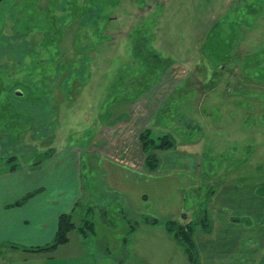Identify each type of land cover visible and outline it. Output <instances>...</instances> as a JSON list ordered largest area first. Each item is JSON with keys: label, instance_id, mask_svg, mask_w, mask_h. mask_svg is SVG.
<instances>
[{"label": "rangeland", "instance_id": "1", "mask_svg": "<svg viewBox=\"0 0 264 264\" xmlns=\"http://www.w3.org/2000/svg\"><path fill=\"white\" fill-rule=\"evenodd\" d=\"M222 63L227 75L218 70ZM182 77L186 83L158 117L171 122L181 117L179 132L171 133L177 147L203 154L201 188L185 196V212L195 221L209 207L207 194L214 181L222 185L251 164L264 169L262 159L255 160L259 149L264 150V141L258 142L264 139V0L0 3V174L18 161L32 165L66 150L55 162L72 151L83 152V205L88 208L84 215L79 204L75 214L79 223L91 212L98 238L95 245L81 246L82 237L72 233L70 245L46 251L28 264H192L174 239L161 242L148 236L159 232V226H147L137 247L116 251L124 237L130 239L126 227L138 217L128 216L122 197L107 194L86 173L95 158L86 151L93 148L98 129L126 118L135 97L152 86L149 93L159 89L163 94L157 102L147 99L156 109ZM159 78L162 82L153 91ZM227 84L238 88L230 91ZM255 92L258 98L251 105ZM194 94L198 111L193 109ZM211 122L216 123L213 129ZM160 131L154 126L155 139L163 136ZM92 194L97 200L93 197L86 205ZM92 246H98L95 257ZM107 246L109 252L103 250ZM15 251H0V261L22 253Z\"/></svg>", "mask_w": 264, "mask_h": 264}, {"label": "crops", "instance_id": "2", "mask_svg": "<svg viewBox=\"0 0 264 264\" xmlns=\"http://www.w3.org/2000/svg\"><path fill=\"white\" fill-rule=\"evenodd\" d=\"M219 66L221 69L218 70L227 75L229 70L227 65L223 67L222 63ZM184 71L186 70L182 72ZM158 76L161 78L164 73L161 72ZM184 77L176 89L173 87L175 90L169 92L167 98L156 104L155 109L147 99L150 96L152 101L157 102V99L162 97L159 89L155 90L162 82L160 78L157 79L152 89L155 91L149 93L153 86L145 90L137 97L138 99L135 97L126 118L107 123L98 129L95 135L96 144L94 142L93 148L86 151L88 155L95 157L86 167L88 176L98 179L107 194L121 196V205H124L128 216L135 214L138 217L134 226L126 227L128 231L126 235L129 233L132 235L130 239L124 235L126 237L123 238V245L119 244L116 248L118 252L121 248L127 251L131 244L137 247L143 237L142 233L144 236L147 233L143 231L149 225L154 226L152 229L159 226L161 230L149 232L148 236L157 239L159 237L161 242L164 237L173 239L164 223L167 220L180 219L186 211V194L201 188L203 154L191 153L180 147L159 151V167L156 171L150 172L139 140L141 133L146 129H151L153 134L154 126L161 127L160 134L163 136H172L179 132L178 127L183 123L181 117L171 122L168 117L159 118L158 114L164 107H168L169 100L177 94L181 85L186 83L187 79ZM227 87L230 91L238 88L228 84ZM254 97L258 98L257 93H251L249 98L251 105L256 102ZM191 99L195 110V107L197 109L195 94ZM171 108L175 109L172 106ZM199 114L202 117V112ZM215 124L211 122L212 129ZM187 127L190 129L189 125ZM182 129L183 132H187L184 126ZM260 131L256 132L257 135L262 134ZM259 139L261 140L259 143L264 141ZM252 149H256L255 146ZM60 152L57 151L55 154ZM56 155H48L47 160L36 161L32 165L15 162L7 171L0 174V246H2L0 251L2 253L3 250L12 252L21 250L20 256L15 258L8 256L9 259L19 260L17 264H28L38 256L46 255V251L30 252L25 248L45 247L51 244L62 215L72 213L79 204H82V207L78 209L86 215L84 211L88 207L83 205L85 191L83 152L72 151L54 162ZM256 159H262L264 164V150L259 149ZM259 169V164L255 166L251 164L233 174L229 181H223L222 185H217L215 181L211 184V187L216 188L208 207L212 214L213 231L207 234L198 230L194 237L200 264H264V169L262 171ZM214 171L212 167V172ZM29 194L32 195L29 197ZM93 197L95 198L94 194L88 196L86 205L93 203ZM94 205H98L97 202ZM147 218L155 219L158 223H148ZM73 234L82 237L81 246L98 243L95 229L89 234L79 231ZM69 243L62 246L66 247L72 242ZM14 245L19 246L18 249L10 247ZM103 250L109 252V247H104ZM96 252L98 246H92L90 255L95 257ZM9 259L6 260L5 257L2 260L11 264ZM122 261L123 259L120 260ZM3 262L0 261V264H4Z\"/></svg>", "mask_w": 264, "mask_h": 264}, {"label": "trees", "instance_id": "3", "mask_svg": "<svg viewBox=\"0 0 264 264\" xmlns=\"http://www.w3.org/2000/svg\"><path fill=\"white\" fill-rule=\"evenodd\" d=\"M1 92V91H0ZM1 104V103H0ZM2 105V104H1ZM140 143L143 147V151L146 155V166L150 172L157 170L160 164L159 151L176 149V141L173 136L165 135L157 139L154 138L151 129H146L141 133L139 137ZM16 157H10L11 160ZM215 187H210L207 196L211 201L216 190ZM32 194H29L30 197ZM77 210V209H76ZM76 210L70 214H64L59 219V227L56 236L51 244L45 247L38 248H25L26 251L30 252H42L49 250H56L59 246L68 244L71 240V233L79 231L84 234H88V231L93 232L95 224L89 219L91 212H87L86 219H78L76 217ZM189 213L184 212L178 220H167L164 226L171 237L184 248L190 262L192 264L200 263V256L195 244V234L198 230L204 233L211 234L213 231V219L210 210H200L195 221H189ZM76 219V220H75ZM148 223L156 224L157 220L147 218ZM83 222V223H81ZM87 229H89L87 231ZM13 249H18L19 246H10ZM2 248V246H0Z\"/></svg>", "mask_w": 264, "mask_h": 264}, {"label": "water", "instance_id": "4", "mask_svg": "<svg viewBox=\"0 0 264 264\" xmlns=\"http://www.w3.org/2000/svg\"><path fill=\"white\" fill-rule=\"evenodd\" d=\"M3 0H0V3L2 2ZM17 94V93H16Z\"/></svg>", "mask_w": 264, "mask_h": 264}]
</instances>
